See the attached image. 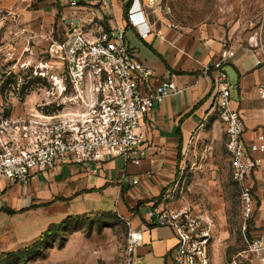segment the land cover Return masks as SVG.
I'll list each match as a JSON object with an SVG mask.
<instances>
[{
	"label": "rangeland",
	"instance_id": "obj_1",
	"mask_svg": "<svg viewBox=\"0 0 264 264\" xmlns=\"http://www.w3.org/2000/svg\"><path fill=\"white\" fill-rule=\"evenodd\" d=\"M63 7L57 0H0V117L25 113L30 100L45 96L47 78L35 74L56 73L62 65L58 46L70 32ZM159 7L174 26L249 52L264 84V0H162ZM216 114L214 128L188 146L179 180L165 190V206L197 221L211 264H251L252 256H239L248 248L241 229V187L233 177L225 125ZM107 160L115 164L117 179L124 159ZM12 186L23 185L7 188ZM56 201L40 213L55 221L44 229L31 226L28 212L37 208L35 199L30 207L14 209L0 198V264H123L129 225L114 210L113 199Z\"/></svg>",
	"mask_w": 264,
	"mask_h": 264
},
{
	"label": "built area",
	"instance_id": "obj_2",
	"mask_svg": "<svg viewBox=\"0 0 264 264\" xmlns=\"http://www.w3.org/2000/svg\"><path fill=\"white\" fill-rule=\"evenodd\" d=\"M79 2L68 0L75 13L69 20L65 42L58 46L61 67L56 73L35 74L47 78L45 96L30 100L25 113L0 117V189L18 183L29 185L38 175L63 164L101 163L109 157L140 164L137 154L146 141L142 121L156 103L179 91L174 81L165 80L157 88L142 92L141 85L150 72L130 48L126 28L106 26L93 6ZM110 2L100 3L110 8ZM134 15L129 13V21L135 26ZM136 28L142 39L151 32L149 27L142 29V24ZM235 56L234 46L227 44L205 73L215 84V111L225 125L233 177L241 187V229L248 248L239 256H252L251 264H264V235L257 229L258 202L250 184L261 162L255 154L264 152V135L250 144L244 141L245 125L232 106L234 85L226 71ZM258 92L264 100V84ZM166 199L164 195L155 203L152 216L155 225L175 233L172 263L211 264L207 240L200 234L197 221L167 209ZM128 225L123 264H134L143 231L130 222ZM233 264H238L237 260Z\"/></svg>",
	"mask_w": 264,
	"mask_h": 264
},
{
	"label": "crops",
	"instance_id": "obj_3",
	"mask_svg": "<svg viewBox=\"0 0 264 264\" xmlns=\"http://www.w3.org/2000/svg\"><path fill=\"white\" fill-rule=\"evenodd\" d=\"M101 1L86 0V5L98 11L105 25L126 28L130 48L150 72L149 79L141 85L142 92L157 88L165 80L174 81L179 91L156 103L144 118L141 130L146 141L137 154L141 162L138 165L125 162L117 179L112 172L115 164H110V160L63 164L38 175L28 186L1 188L0 198L9 201L14 209L30 207L35 199L37 208L28 212L31 226L43 224L44 229L55 221L40 217V213L56 198V203L71 199L72 204L88 196L113 199L118 216L143 231L134 264H173L170 252L176 245L175 233L169 227L155 225L152 208L164 196L168 185L179 180L188 146L194 139L204 138L208 128L212 130L216 125L215 84L205 71L212 68L227 43L222 38H201L172 25L161 16L162 0H132L127 16L121 0H110V8ZM62 5L65 16L71 18L75 9L68 5V0H62ZM129 13H135V26L129 21ZM138 24H142V29L150 28L146 39L139 35ZM234 49L236 57L231 59L226 71L234 85L232 106L240 113L245 125L243 138L250 144L264 135V100L258 92L263 74L249 52L239 53L235 46ZM255 156L261 162L250 184L259 199L257 229L264 235V152Z\"/></svg>",
	"mask_w": 264,
	"mask_h": 264
},
{
	"label": "trees",
	"instance_id": "obj_4",
	"mask_svg": "<svg viewBox=\"0 0 264 264\" xmlns=\"http://www.w3.org/2000/svg\"><path fill=\"white\" fill-rule=\"evenodd\" d=\"M121 1L125 3V4H124L123 11H124V16H125V15L127 16L132 0H121ZM61 2H62V0H57V5H58V7H60V8H61ZM79 4H80V5H86V0H80ZM106 26H108L107 23H106ZM108 27H109V26H108ZM3 211H5L6 213H8V214H10V215L16 213V212H15L14 210H12V209H4ZM62 223H66V221H64V222H62ZM47 232L50 233L51 230L48 229ZM45 233H46V232H45ZM45 233H43V234L41 235L40 240H42V239L44 238ZM19 252H21V250H19L18 252H16V255H17Z\"/></svg>",
	"mask_w": 264,
	"mask_h": 264
}]
</instances>
